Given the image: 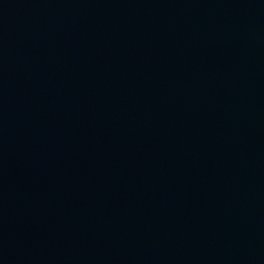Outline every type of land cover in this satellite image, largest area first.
I'll use <instances>...</instances> for the list:
<instances>
[{
    "label": "water",
    "instance_id": "95a60500",
    "mask_svg": "<svg viewBox=\"0 0 264 264\" xmlns=\"http://www.w3.org/2000/svg\"><path fill=\"white\" fill-rule=\"evenodd\" d=\"M0 264H264V0H0Z\"/></svg>",
    "mask_w": 264,
    "mask_h": 264
}]
</instances>
